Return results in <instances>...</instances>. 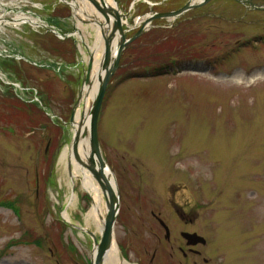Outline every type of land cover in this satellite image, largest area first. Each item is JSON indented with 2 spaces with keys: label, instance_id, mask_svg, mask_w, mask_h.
Returning a JSON list of instances; mask_svg holds the SVG:
<instances>
[{
  "label": "rangeland",
  "instance_id": "rangeland-1",
  "mask_svg": "<svg viewBox=\"0 0 264 264\" xmlns=\"http://www.w3.org/2000/svg\"><path fill=\"white\" fill-rule=\"evenodd\" d=\"M23 1L46 23V5L58 4ZM115 1L127 38L138 33V18L190 2ZM200 4L175 21L153 20L126 45L100 109V149L120 196L115 241L128 264H148L160 246L165 264L183 262V231L206 239L198 250L208 264H264V14L232 0ZM57 12L68 13L62 5ZM64 23L61 34L73 30V19ZM22 29L9 38L36 65L0 60V199L19 211L17 217L0 208V264H88L90 237H100L84 222L91 201L59 158L71 149L72 111L84 104L87 69L75 65L89 48L80 43L77 56L64 42L69 55L58 44L48 52L51 44L41 39L31 46L32 26ZM83 32L89 47L95 37ZM57 62L67 70L58 72ZM253 73L261 79L245 82ZM174 204L193 223L181 222ZM65 212L71 222L63 221ZM152 212L173 226L171 243L157 241L163 236Z\"/></svg>",
  "mask_w": 264,
  "mask_h": 264
},
{
  "label": "water",
  "instance_id": "water-1",
  "mask_svg": "<svg viewBox=\"0 0 264 264\" xmlns=\"http://www.w3.org/2000/svg\"><path fill=\"white\" fill-rule=\"evenodd\" d=\"M86 1L90 2L94 6L96 11L100 14L101 18L107 22V25L109 23V18L111 16L113 17L111 30H107V28H102L101 30V35L104 39L105 46L103 57L99 65L97 92L94 99L90 103L86 114L85 112H83L71 143V149L74 157L79 163H81L78 158L77 146L80 139L88 137L91 150L90 158L88 160V164H83V166L88 169L93 178L97 181L106 199L107 215L103 225L102 237L100 244H95V258L91 261V264H104L105 256L111 248L113 226L119 207V200L116 184H113V177L101 154L97 138V121L108 82L119 66V59L125 45L133 41V39L126 41L125 32L123 31L122 16L119 11H117L116 9H112L108 5H105L103 0H100V3H98L96 0ZM191 8L192 7L190 5H187L182 10L176 13L166 14L160 17H177L178 15ZM98 25L100 26V22L98 23ZM102 26L103 25L101 24V27ZM116 36H118L117 49L113 54L112 43ZM91 68L92 62L90 61L85 79L86 84L89 83ZM71 122L73 123V117L71 118ZM185 237L188 239H195L196 237L197 239V236L195 235H185ZM198 241L203 243V240L200 238L198 239ZM194 242L196 243L197 241Z\"/></svg>",
  "mask_w": 264,
  "mask_h": 264
},
{
  "label": "bare ground",
  "instance_id": "bare-ground-1",
  "mask_svg": "<svg viewBox=\"0 0 264 264\" xmlns=\"http://www.w3.org/2000/svg\"><path fill=\"white\" fill-rule=\"evenodd\" d=\"M103 1L105 5H108L113 8H118L114 0H103ZM192 2L201 3V0H192ZM75 10L77 12L76 18L78 21L79 29L81 28L82 31L86 30L88 32L90 30V32H93V38L95 37L92 45L89 47L87 46L89 48L88 49L90 56L89 60L92 62L90 82L83 87V90L81 92V96H82L81 102H83L84 104L83 107L81 109L78 108L76 112L75 115V121H76L78 120L80 114L82 113V110L83 111L85 110L84 112L86 114L88 108L87 106L92 102L97 92L98 77H99L98 75L99 62L102 57L105 42L101 36V18L99 15L95 13V10L92 9V7L89 5H83V6L80 5L79 7L76 6ZM81 14H83L84 17L80 16ZM83 19L89 22L90 27L81 22ZM18 20L20 19L18 18ZM22 21H25V19H22ZM99 22H100V26L98 25ZM139 23L140 22L138 21L136 25H138ZM78 36L81 41L84 40L85 37L89 38V34L86 35L85 32H83L82 34H78ZM112 53L113 54L115 53V45L113 46ZM259 77L260 74H253L251 76H247V78H245L244 81L252 84L254 83V81L261 79ZM236 80L238 84L242 83L240 77L237 76ZM77 153L81 163L77 161V159L73 156L71 149L69 148L65 149L62 152L59 158V163L61 165H65L69 167L70 181H72L74 185L79 182L81 190L85 194H87L88 197L90 198L91 206L87 211V213L84 215V222L86 226H90V225L94 226L95 229L97 230V233L101 234L103 231V225L107 214V207L106 205L104 206L105 196L101 191L99 184L93 178L92 174L88 171V169L83 166V164H88V160L90 158V146H89L88 137L79 140L77 146ZM76 201H77V196L76 195L71 196L68 199L69 207L72 208L75 205ZM63 219L67 222H71L69 212H65L63 214ZM104 264H128V263L122 262L120 260V257L118 255V249L116 246H113L112 249L107 254Z\"/></svg>",
  "mask_w": 264,
  "mask_h": 264
},
{
  "label": "flooded vegetation",
  "instance_id": "flooded-vegetation-1",
  "mask_svg": "<svg viewBox=\"0 0 264 264\" xmlns=\"http://www.w3.org/2000/svg\"><path fill=\"white\" fill-rule=\"evenodd\" d=\"M248 2L254 4L255 10H259L260 12H264V0H248ZM179 208L180 207H176V205L174 204V206H173L174 213L176 214L178 219L181 222H184L185 224L186 223H193L194 220H192L191 216L188 215L184 211H182V213L179 212ZM152 216H154L156 223L158 224L159 228L161 229V235L163 236L162 239H161V237L158 236L157 241L160 243V245L162 243L163 244L171 243V239L173 238V235H174V228L171 225V223L169 221L161 218V217L155 216V214L153 212H152ZM183 233H184V231L180 232V236ZM188 233H193V232H188ZM180 241L183 242L184 244H183V247L180 246L178 248V251H179L178 254L183 259V262L178 261L176 264H198L197 259H200L201 262L204 264L209 263V260H207L203 256V254L198 250V246H194V247L187 246L185 240H183L181 237H180ZM160 248H161V246H160ZM160 248H154L153 249V252L151 254V259H150L148 264L158 263V261H157L158 258H159V262L163 261V264H165L164 262H166V258H165L166 254ZM170 249H173V247H170ZM146 254H148V253H146ZM169 257H172V254H170Z\"/></svg>",
  "mask_w": 264,
  "mask_h": 264
},
{
  "label": "trees",
  "instance_id": "trees-1",
  "mask_svg": "<svg viewBox=\"0 0 264 264\" xmlns=\"http://www.w3.org/2000/svg\"><path fill=\"white\" fill-rule=\"evenodd\" d=\"M0 206L8 208V209L12 210L15 214L19 215V211L16 209V207H15L13 202L6 201L4 199H0ZM35 243L40 244V240L37 239L35 241Z\"/></svg>",
  "mask_w": 264,
  "mask_h": 264
}]
</instances>
